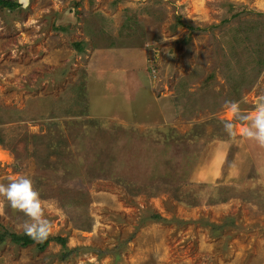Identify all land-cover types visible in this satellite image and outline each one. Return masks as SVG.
<instances>
[{"label": "rangeland", "instance_id": "obj_1", "mask_svg": "<svg viewBox=\"0 0 264 264\" xmlns=\"http://www.w3.org/2000/svg\"><path fill=\"white\" fill-rule=\"evenodd\" d=\"M17 2L0 183L30 178L71 250L7 241L0 264H264V149L225 104L251 116L264 96V0Z\"/></svg>", "mask_w": 264, "mask_h": 264}, {"label": "clouds", "instance_id": "obj_2", "mask_svg": "<svg viewBox=\"0 0 264 264\" xmlns=\"http://www.w3.org/2000/svg\"><path fill=\"white\" fill-rule=\"evenodd\" d=\"M28 4L29 0H23V7L27 8ZM225 104L233 119L248 122L241 135L264 149V96L258 99L251 116L242 114L236 101H225ZM223 128L230 138H235L234 124L231 121H225ZM5 204L12 211L22 213L26 217L23 224L25 235L37 242L49 237L52 228L45 216V204L42 203L40 193L34 189L30 178L18 176L6 185L0 183V213L3 212Z\"/></svg>", "mask_w": 264, "mask_h": 264}, {"label": "trees", "instance_id": "obj_3", "mask_svg": "<svg viewBox=\"0 0 264 264\" xmlns=\"http://www.w3.org/2000/svg\"><path fill=\"white\" fill-rule=\"evenodd\" d=\"M18 5L19 4L17 0H0L1 8L12 9ZM228 7H229L228 10L232 9L231 4H228ZM153 217H158V215H153ZM52 240L59 242L62 249L64 250V253H62L61 255V259L69 255L71 249H68V246L66 245L65 237H61V236L49 235V237L46 240L40 243V249H43ZM7 241L15 245L26 246L32 243L34 240L31 239L29 236L25 235L24 232L16 233L14 231H9V229L5 228L0 224V244H3Z\"/></svg>", "mask_w": 264, "mask_h": 264}]
</instances>
